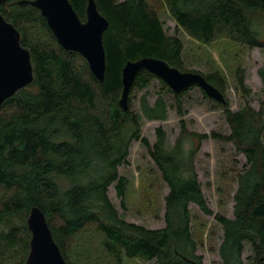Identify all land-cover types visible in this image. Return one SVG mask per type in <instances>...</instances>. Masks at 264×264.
<instances>
[{
    "label": "trees",
    "instance_id": "trees-1",
    "mask_svg": "<svg viewBox=\"0 0 264 264\" xmlns=\"http://www.w3.org/2000/svg\"><path fill=\"white\" fill-rule=\"evenodd\" d=\"M4 1L0 13L20 31L22 45L31 52L34 82L0 107V264H26L32 238L27 220L34 207L45 213L68 264L137 260L203 264L193 234L191 204L214 215L222 225L219 253L223 264H246V242L251 245L252 264H264V66L258 70L263 84L260 109L246 102L234 111L201 89L204 98L225 110L231 133H199L188 128L183 99L197 86L176 94L165 81L143 69L132 87L129 109L120 106L123 69L129 61L158 58L187 71L183 41L168 33L149 0H95L109 21L103 36L107 65L103 82L81 54L58 43L38 8L22 7L20 0ZM69 1L86 22L89 0ZM163 1L177 27L199 43L227 40L264 49V36L255 22L264 17V0ZM203 75L227 99L223 74ZM236 79L244 97L250 96L242 67ZM155 81L174 98V108L182 118L173 145L163 127L156 129L155 143L142 135L145 119L166 121L173 108L163 95L154 103L148 92L138 97ZM209 138L232 143L247 160L238 175L234 218L215 213L202 189L196 157ZM134 141L148 150L170 189L166 225L160 229L128 222L108 195L115 184L122 208L127 210L129 179L120 175L119 168L128 164ZM90 236L95 239L94 249L84 244Z\"/></svg>",
    "mask_w": 264,
    "mask_h": 264
},
{
    "label": "rangeland",
    "instance_id": "rangeland-1",
    "mask_svg": "<svg viewBox=\"0 0 264 264\" xmlns=\"http://www.w3.org/2000/svg\"><path fill=\"white\" fill-rule=\"evenodd\" d=\"M124 1V0H119ZM159 11L165 29L171 35L178 36L184 43L185 70L201 72L205 75L220 71L227 79L229 107L237 111L249 102L254 108L260 109L263 100L262 80L258 70L264 66V49L251 48L227 40H218L213 44H202L192 39L184 30L177 27L163 0H149ZM256 28L264 36V17L256 18ZM242 67L246 72V83L252 94L244 97L237 87L236 71ZM151 103L163 95L173 108L169 111L166 121H150L145 119L142 135L155 143L156 129L163 127L168 135V142L173 145L181 131L182 120L174 108L176 101L169 95L159 81H155L147 91L140 92L138 97L146 95ZM184 119L191 131L206 133L213 132L229 135L231 133L224 109L217 107L215 102L204 98L201 88H195L184 96ZM139 108V103L135 109ZM246 157L239 153L232 143H225L213 138L202 143L196 157V168L202 189L210 208L228 218H234L235 194L239 187L238 175L246 164ZM120 175L129 179L125 198L127 210L122 208V198L118 196L115 184L109 187V198L120 214L128 222L143 225L150 229L165 227L166 196L169 186L163 180L157 166L151 159L148 150L140 141H134L130 146L128 164L119 168ZM193 212V234L198 242V254L203 256V264H223L219 248L223 242L224 230L215 216L204 214L196 204H191ZM94 237H88L84 244L95 245ZM94 249V246H93ZM79 252L82 249L78 247ZM95 249L93 252H96ZM249 243H245L243 258L246 264H252ZM126 264H156L155 262L126 261Z\"/></svg>",
    "mask_w": 264,
    "mask_h": 264
},
{
    "label": "water",
    "instance_id": "water-1",
    "mask_svg": "<svg viewBox=\"0 0 264 264\" xmlns=\"http://www.w3.org/2000/svg\"><path fill=\"white\" fill-rule=\"evenodd\" d=\"M2 1L5 2L0 0V4ZM18 4L38 8L58 43L68 51L81 54L95 77L102 82L105 80L107 65L103 36L109 28V21L99 12L95 0L88 2L86 22L80 19L69 0H20ZM143 69L165 81L176 94L197 86L211 99L225 105L228 103L225 95L202 73L183 72L164 60L145 57L129 61L123 69L124 88L120 106L125 111L129 109L135 79ZM33 82L31 52L22 45L20 31L0 13V107ZM27 223L32 238L26 264H68L45 213L39 207L32 208Z\"/></svg>",
    "mask_w": 264,
    "mask_h": 264
}]
</instances>
